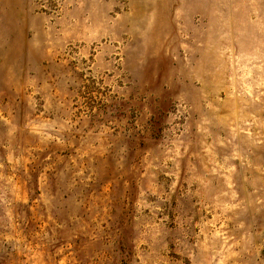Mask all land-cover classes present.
Returning <instances> with one entry per match:
<instances>
[{
    "label": "rangeland",
    "instance_id": "rangeland-1",
    "mask_svg": "<svg viewBox=\"0 0 264 264\" xmlns=\"http://www.w3.org/2000/svg\"><path fill=\"white\" fill-rule=\"evenodd\" d=\"M0 264H264V0H0Z\"/></svg>",
    "mask_w": 264,
    "mask_h": 264
}]
</instances>
